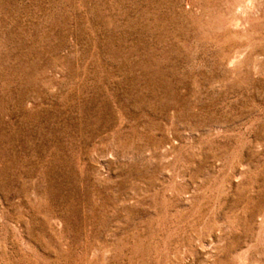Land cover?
Returning a JSON list of instances; mask_svg holds the SVG:
<instances>
[{"label":"rangeland","instance_id":"obj_1","mask_svg":"<svg viewBox=\"0 0 264 264\" xmlns=\"http://www.w3.org/2000/svg\"><path fill=\"white\" fill-rule=\"evenodd\" d=\"M0 264H264V0H0Z\"/></svg>","mask_w":264,"mask_h":264}]
</instances>
